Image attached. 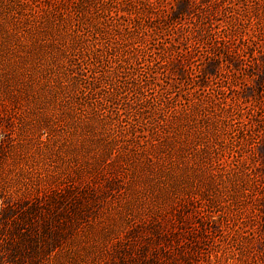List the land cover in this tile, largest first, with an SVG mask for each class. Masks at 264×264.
I'll use <instances>...</instances> for the list:
<instances>
[{
  "label": "rangeland",
  "instance_id": "374dc122",
  "mask_svg": "<svg viewBox=\"0 0 264 264\" xmlns=\"http://www.w3.org/2000/svg\"><path fill=\"white\" fill-rule=\"evenodd\" d=\"M99 1L0 0V218L8 223L0 264H12L8 245L20 246L8 232L24 230V210L55 194L79 212L75 236L58 250L46 239L39 264H262L264 243L247 236L264 222L255 161L264 155V7L201 0L172 20L171 0H116L148 22L164 15L160 34H179L180 49L191 21L244 25L231 36L246 41L221 52L211 43L193 56L171 52V70L145 88L150 102L135 112L138 84L128 64L117 65L109 29L87 31L101 25ZM74 50L90 55L76 91L64 69ZM115 90L124 97L110 100ZM131 232L150 242L145 252L131 240L130 251L114 245Z\"/></svg>",
  "mask_w": 264,
  "mask_h": 264
},
{
  "label": "trees",
  "instance_id": "16d2710c",
  "mask_svg": "<svg viewBox=\"0 0 264 264\" xmlns=\"http://www.w3.org/2000/svg\"><path fill=\"white\" fill-rule=\"evenodd\" d=\"M201 0H174L170 1V10L167 9L171 19H179L182 15L187 14L192 7L199 3ZM247 2L249 0H241ZM252 1V0H251ZM256 4L259 7H264V0H255ZM99 6H96V9L99 10L102 20L100 21L101 25L98 27L92 26L89 24L87 30L89 33H96V31H105L108 30L109 36H112V40L108 43L110 50L113 55L121 56L120 60L117 61L119 67H123L128 64V68L125 72L126 76H130V80H133V84H138L137 91L135 87H132L130 90H133L136 98L129 101V108L133 111L136 110L137 106L141 105L146 107L149 99H143L141 96L146 95V89L155 88L154 85H159V75L163 72V69L167 71L171 70L169 67V59L167 56L171 52H176L180 56L190 55L193 56L194 51L206 46V43H211V48L214 51L224 50L229 47V44L239 42L243 43L246 41V37H240V41L233 39L231 36L234 31H241L244 25L242 20L236 26V29L228 30L227 26H221V29L211 28L206 29L204 24H201L200 21H191L186 26L190 31V35L186 37L183 41H186V49L179 48L181 40L179 34L174 32L168 37H165V34H160V29L162 25L167 21L164 18V15L158 17H149L147 19L142 18L140 15L134 13L130 7H122L118 4V1L114 0H100L98 2ZM151 5H148L150 8ZM154 14V13H153ZM259 24V22H258ZM261 26L264 27V23H261ZM238 32V31H237ZM239 33V32H238ZM159 35H163L160 36ZM253 36H251L252 38ZM161 39V40H159ZM169 39V41H167ZM163 40V41H162ZM249 40V38H248ZM157 41V42H156ZM168 42V44H163ZM92 44V48L95 54H98L99 51L98 45L97 48ZM161 46V47H159ZM185 50V51H184ZM216 54V53H214ZM90 59V55L87 53H78L76 50L67 57L65 61V72L69 75L68 79L70 81V89L76 91L78 87L82 84L80 65H87ZM184 60V59H183ZM180 61H178L179 64ZM130 82V81H129ZM95 81L89 82V89L96 90L98 85ZM86 86V85H85ZM152 86V87H151ZM153 88V89H154ZM70 90V91H71ZM113 96L110 97V100H116L118 97H124L122 91L115 90ZM155 99V98H154ZM123 113L126 112V109H123ZM136 115V114H135ZM141 117V115H138ZM50 131V127H47ZM256 160L262 163V171L264 173V155L256 154ZM238 161L239 158H238ZM244 169L247 170L249 175H254L251 169V163H245ZM1 196V193H0ZM42 198V196H40ZM58 195H52L49 198H44L37 202L35 205H31L25 209V216L23 219V231H20L19 227L16 226L14 231L8 232L10 237L16 235L18 237V243L20 246L13 247L12 244L6 247L8 251L7 262L12 264H39L40 260L43 258L45 247L42 245L46 239H51L53 248L55 250L63 248L64 243L72 240L75 236L72 233V222L74 215H79L78 210H68L66 207H63L62 200ZM49 206V207H48ZM56 208L54 211L52 207ZM3 211L5 218L11 216L10 212L6 210ZM264 212V211H263ZM29 214L37 215L40 219L43 218L44 222L40 223L39 221L32 220L33 218L28 217ZM263 217V215H262ZM47 218V219H46ZM264 221V220H263ZM7 222L2 221L0 218V237L6 234ZM42 229L41 231H39ZM138 236L136 232L127 233L123 235L114 243L115 246L129 249L128 241H132L134 245L137 243L144 244V252L149 248L150 242L146 238H141L136 240ZM160 239V238H159ZM5 239H3L4 241ZM135 240V241H134ZM249 242L264 243V222L260 228H255L254 226L249 227V234L247 236ZM7 241V240H6ZM133 245V246H134ZM3 246L2 241L0 242V251ZM20 254L21 261H16V254ZM131 255V254H130ZM262 264H264V257L261 258Z\"/></svg>",
  "mask_w": 264,
  "mask_h": 264
}]
</instances>
